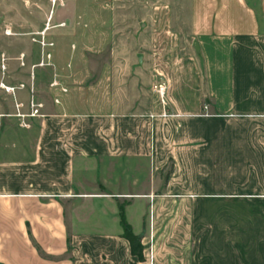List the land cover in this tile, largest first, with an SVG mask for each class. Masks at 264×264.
<instances>
[{
  "label": "crops",
  "instance_id": "0c3cea01",
  "mask_svg": "<svg viewBox=\"0 0 264 264\" xmlns=\"http://www.w3.org/2000/svg\"><path fill=\"white\" fill-rule=\"evenodd\" d=\"M218 1L243 5L212 17L241 43L225 45L221 66H209L205 91L201 77L196 90L170 95L159 83L165 116L136 38H121L137 19L116 30L121 12H111L109 0H65L44 13V25L48 16L64 21L44 31L51 65L33 67L47 71L38 90L45 97L36 102L34 75L31 94L0 90V264H264V0L256 11L252 0ZM210 47L209 60L219 58ZM32 48L0 49L7 60L1 84H30L29 68L41 59L33 61ZM94 54H104L96 65ZM53 79L65 93L49 87ZM30 96L41 116L22 128L13 103L26 113ZM204 99L207 115L200 114ZM234 115L241 123L226 119ZM10 121L18 133L34 131L31 156H8L21 146L6 141L1 122ZM122 163L132 165L129 173L143 163L144 183L124 186ZM134 206L149 218L132 216ZM122 210L130 214L123 222Z\"/></svg>",
  "mask_w": 264,
  "mask_h": 264
},
{
  "label": "rangeland",
  "instance_id": "374dc122",
  "mask_svg": "<svg viewBox=\"0 0 264 264\" xmlns=\"http://www.w3.org/2000/svg\"><path fill=\"white\" fill-rule=\"evenodd\" d=\"M93 3L97 0H91ZM107 1V0H106ZM114 2V10L112 4H105L110 8L111 12H121L120 16L116 17V30L124 28L122 23L127 22V25L134 23L137 19L136 28L133 27L131 32H128L126 36H119L125 42L133 43V38H136V53L141 54L146 58L147 64L151 66V72L153 74V86L156 88L159 83L165 81L168 85L169 95L172 93L185 92L189 90H196L197 78L201 77V90H207L208 84V72L211 67L217 65L221 66V56L224 54L225 45H236L241 43V37L238 35L229 36L226 35V26L221 25L216 29L214 26V14L228 12L229 14H235L239 10H244L242 4L236 3H217L214 0H109ZM253 1L254 10H257V2ZM65 0H56L51 3L50 0H0V49L2 47H15L23 48L24 45L33 46L34 58L33 61L39 59L40 50L36 43L38 39L36 36V28L43 29L41 17L48 10L61 9ZM92 3V4H93ZM94 6L97 4L94 3ZM131 16L127 19V17ZM49 17V16H48ZM144 17L148 18L147 31L143 33L141 31V25L145 24ZM150 17L152 19H150ZM125 19V20H124ZM121 21V22H120ZM132 23V24H133ZM121 25V26H119ZM64 21L50 20L49 27L57 30L58 27H63ZM234 25L233 32H239L240 29ZM120 27V28H119ZM9 30L10 35H4V30ZM121 30V29H120ZM123 31V30H121ZM136 33V34H135ZM135 34V36H134ZM124 37V38H123ZM118 38V37H117ZM51 42L52 41H48ZM53 44V43H52ZM147 45L145 48L144 45ZM216 46L219 50L216 53L219 56L217 59L209 60V54L213 55L211 47ZM51 48V47H50ZM164 49V50H161ZM200 51V52H199ZM104 57L103 55L97 56L96 54L90 57L92 65H96ZM22 58L19 57V65L23 66ZM39 61L36 62V65ZM7 64L2 56L0 57V75L2 76L1 66ZM34 66V65H33ZM29 68L30 84L23 85V88H27L29 94L32 92V81L34 75V86L36 88V102L39 98L45 97L44 93H38V90H42L43 84L40 80L47 78V71L37 70L39 68ZM210 66V69H209ZM34 73V74H33ZM21 85V84H18ZM166 85V84H165ZM6 86V85H5ZM17 86V85H16ZM23 88L19 89L22 90ZM1 91H3L0 88ZM4 92V91H3ZM15 92V91H14ZM5 93V92H4ZM180 93V94H181ZM7 95L13 97L12 94ZM35 101V100H34ZM208 101L204 99L201 101V115H207L206 106ZM15 104V103H13ZM160 104V103H159ZM27 113V107L25 105ZM220 116V115H219ZM38 118V117H36ZM34 119V118H27ZM232 120L235 123H241V115H234L226 118ZM33 126L37 125L36 121L30 120ZM2 127L6 130V141H13L21 143L19 148L11 151L8 156H31V146L34 140V131L30 133H18L16 124L12 121L1 122ZM20 126V125H19ZM28 126V125H27ZM22 127V126H20ZM24 128V127H22ZM132 165L122 163L120 175L121 182L124 186L128 180L136 179L137 184L144 183L145 166L143 163L136 164L134 170L130 173ZM134 167V165H133ZM172 165L166 164L159 173L161 181L164 183L169 178ZM134 171V173H133ZM126 189V187H123ZM115 203H121L122 207L129 204V199L124 197H112ZM124 208V207H123ZM137 207L134 206V210ZM132 216H137L141 219H147L146 213L139 211H133ZM124 219L130 217L128 212L122 210ZM118 218V214L116 215ZM98 217H101L99 214Z\"/></svg>",
  "mask_w": 264,
  "mask_h": 264
},
{
  "label": "built area",
  "instance_id": "2783aa9c",
  "mask_svg": "<svg viewBox=\"0 0 264 264\" xmlns=\"http://www.w3.org/2000/svg\"><path fill=\"white\" fill-rule=\"evenodd\" d=\"M56 0H50L51 3H54ZM49 19L50 17H48V19L46 20L45 22V26L44 28L39 31V32H36V36H37V40H36V43L38 44L39 46V49H40V57L41 59L39 60L38 64L34 65L33 67H43V66H50L51 63L49 62L50 61V53L45 51L46 49L52 47V43L51 42H48L45 40L44 38V31L49 27V25L47 26V24L49 23ZM10 34V31L7 29V30H4V35H9ZM1 69L2 71L4 70V66H1ZM49 87H58L59 88V91L61 93H65L66 92V89H64L63 87H60V85L58 84L57 81H55L54 79L50 82L49 84ZM0 88L5 92V93H8V94H14V91L15 90H19L21 88H23V85H17L16 87H12V86H5L4 84H1L0 83ZM155 91L159 97V103H160V106H161V113L159 114L160 116H165V112H164V106H165V101L163 99V94H164V87L163 85L159 84L156 86L155 88ZM54 103H58L57 100H53ZM27 113H19L18 110L22 108V104L21 103H15L14 104V109L16 111L15 113V116L16 118H18L20 120L19 122V125L22 126V127H27V124L25 123V120L27 118H36V117H40V113H39V109L41 108V105L36 103L34 101V99L32 98V96L29 97L28 101H27ZM150 118H153L154 116L153 115H149Z\"/></svg>",
  "mask_w": 264,
  "mask_h": 264
},
{
  "label": "trees",
  "instance_id": "16d2710c",
  "mask_svg": "<svg viewBox=\"0 0 264 264\" xmlns=\"http://www.w3.org/2000/svg\"><path fill=\"white\" fill-rule=\"evenodd\" d=\"M120 220L123 222L124 221V217H123V215H122V211H120ZM125 228V227H124ZM127 237H128V235H126ZM130 240V250H131V252L132 253H136L137 252V254L139 255V250L137 249H135V247H137L138 248V245L137 244H135V243H132V239H129Z\"/></svg>",
  "mask_w": 264,
  "mask_h": 264
},
{
  "label": "bare ground",
  "instance_id": "6f19581e",
  "mask_svg": "<svg viewBox=\"0 0 264 264\" xmlns=\"http://www.w3.org/2000/svg\"><path fill=\"white\" fill-rule=\"evenodd\" d=\"M10 35V34H9Z\"/></svg>",
  "mask_w": 264,
  "mask_h": 264
}]
</instances>
